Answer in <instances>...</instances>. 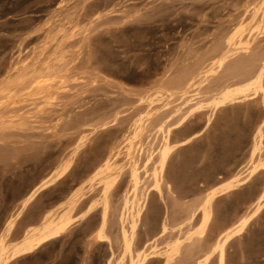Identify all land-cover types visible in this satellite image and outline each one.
Instances as JSON below:
<instances>
[{
	"label": "rangeland",
	"instance_id": "1",
	"mask_svg": "<svg viewBox=\"0 0 264 264\" xmlns=\"http://www.w3.org/2000/svg\"><path fill=\"white\" fill-rule=\"evenodd\" d=\"M260 139L264 0H0L2 264H264Z\"/></svg>",
	"mask_w": 264,
	"mask_h": 264
},
{
	"label": "bare ground",
	"instance_id": "2",
	"mask_svg": "<svg viewBox=\"0 0 264 264\" xmlns=\"http://www.w3.org/2000/svg\"><path fill=\"white\" fill-rule=\"evenodd\" d=\"M235 59H236V58H235ZM23 60H26V59H23ZM26 61H27V60H26ZM26 61H25V62H26ZM20 62H21V61H20ZM22 62H24V61H22ZM233 62H234V61H233ZM240 62H241V61H240ZM234 64H235V66H236L237 63H234ZM238 64H240V63H238ZM16 65H17V64H16ZM24 66H26V65H24ZM236 69H237V68H236ZM197 71H198V70H197ZM197 71L194 70L193 72L196 73ZM239 71H240V70H239ZM187 72H188V71H187ZM193 72H189V74H190V73H193ZM184 73H185V72H184ZM185 74H187V73H185ZM185 74H182V76L180 75V78L182 77V78H181V79H182L181 81H183V79H184L183 77L189 75V74H188V75H185ZM49 75H50V74H49ZM183 75H185V76H183ZM194 75H195V74H193L192 76H194ZM38 77H39V76L35 77L34 80L29 84V86L32 85L34 88H39V87H41V86H44L45 84L47 85V83L49 82V79H50V78L47 79L46 77H44L46 80H43L42 78H38ZM50 77H51V76H50ZM188 77H189V76H188ZM188 77H187V78H188ZM190 77H191V75H190ZM178 78H179V77H177V80H175V81H178ZM180 78H179V79H180ZM185 79H186V78H185ZM185 79H184V80H185ZM181 81H178V82L181 83ZM188 81H189V80H188ZM21 83H22V82H21ZM180 83H179V85L181 86ZM182 83H184V81H183ZM186 83H187V82H186ZM176 84H177V83H176ZM176 84H175V86H176V87L178 86V88H180L179 85H176ZM23 87H24V86H23ZM47 87H48V86H47ZM181 87H185V85L182 84ZM29 88H30V87H29ZM41 88H42V87H41ZM178 88H175V89H176V90H179ZM180 90H181V88H180ZM230 96H231V95H230ZM222 97H223V96H222ZM224 97H226V96H224ZM1 98H2V97H1ZM228 98H229V97H228ZM220 99H221V98H220ZM210 100H211V98H210ZM212 100H213V99H212ZM221 100H222V99H221ZM215 101H216V99H215ZM217 101H218V100H217ZM219 101H220V100H219ZM209 102H210V101H209ZM225 102H226V101H225ZM218 105H219V104H218ZM215 106H216V105H215ZM260 135H261V134H260ZM260 135H259V136H260ZM259 136H258V137H259ZM262 136H263V135H262ZM260 138H261V137H260ZM262 140H263V139H262ZM262 140L260 139L259 142L256 143V144H257V145H256V147H257L256 149H257V150H260V151L263 150V149H262V148H263L262 146H264V145H263V143H262ZM256 141H258V140H256ZM162 153H163V152H162ZM167 154H168V153H167ZM161 156H162V154H161L159 157H161ZM165 158H166V154H164V155L162 156V160H165ZM159 159H160V161H161V158H159ZM261 160H262V159H261ZM162 162H163V161H162ZM260 162H261V161H260ZM261 163H262V162H261ZM259 164H260V163H259ZM100 165H101V164H100ZM102 165H103V163H102ZM161 165H162V164H161ZM103 166H104V165H103ZM105 166H106V164H105ZM107 166H108V165H107ZM258 166H259V167H260V166H264V164H263V165L260 164V165H258ZM100 167H101V166H99V168H100ZM255 168H257V167H255ZM104 169H105V168H104ZM263 169H264V168H263ZM97 170H98V169H97ZM94 172H95V171H94ZM99 174H100V173H99ZM136 190H137V189H136ZM137 192H138V190H137ZM215 195H216V194L213 193L211 196H209V197L205 200L204 205H203V206H204V209H208L209 207H211L210 204H211V202H212V200H213V197H214ZM205 211H206V212H205ZM204 212H205V214H203L204 217H203V221H202V227H201L200 232L198 231V232H199V235H202V234L204 233V229H205V227H206V225H207V223H208V220H209V214H208L207 210H204ZM204 212H203V213H204ZM209 213H210V212H209ZM201 217H202V216H201ZM201 219H202V218H201ZM199 224H200V223H199ZM190 225H191V224H190ZM187 229L189 230V226L187 227ZM187 229H185L184 232H186ZM192 229H193V228H192ZM194 229H195V228H194ZM190 231H191V229H190ZM193 231H194V230H193ZM193 231H192V232H193ZM181 232H183V230H182ZM184 232L182 233L183 236H184L183 238H185V234H184ZM189 233H191V232H189ZM189 233H188V235H189ZM54 234H55L54 231H53L52 229H50L48 226H46V227L43 228V233H42V235H41L37 240H34V242H35L36 244H39V243H41L42 241L51 238ZM179 234H180V233H179ZM180 236H181V235H180ZM180 236H179V238H177V236L175 237V238H177L176 241H178V239L182 238V236H181V237H180ZM186 236H187V232H186ZM195 236H197V235L195 234L194 237H195ZM194 237H193V238H194ZM193 238H192V239H193ZM197 238H199V236H198ZM197 238H196V239H197ZM201 238H203V236L200 237V239H201ZM192 239H191V240H192ZM194 239H195V238H194ZM194 239H193V240H194ZM196 239H195L194 241H191V242H192V243H193V242L195 243ZM31 240L33 241V239H31ZM180 240H181V239H180ZM180 240H179V241H180ZM182 240H183V239H182ZM176 241H175V242H176ZM172 242H174V241H172ZM185 242H186V239H185ZM185 242H184V243H185ZM198 242H199V241L197 240V243H198ZM178 243H179V242H178ZM180 243H181V242H180ZM192 243H191V244H192ZM194 243H193V244H194ZM187 244H189V246H191V248L194 246L193 249H195V247H196L195 244H194V245H193V244L190 245V241H189ZM172 245H174L173 248H172V249H171V248L169 249L170 251L172 250L171 253H170V259H171V258L174 259V258H176V257L180 258V257H181V256H180V255H181L180 253H182V252L184 251L185 247H184V249H183V246H182L183 251H181V246H180L179 244H176V243L173 244V243H172ZM182 245H183V244H182ZM184 245H186V243H185ZM186 246H187V247H186V249H185V250H186V251H185V254H186L187 256L184 255V253H182V256H183V255L186 256L187 259H188V263H189V260H193V259L195 258V254H197V253L193 254V253L195 252L196 249L194 250V252H193V250H192V251H191V250L189 251V250H187L188 245H186ZM198 246H199V245H198ZM223 247H224V239H223V238H220V239L218 240L216 246H215V249L218 250L219 253H220V257H219L220 262H222V260H223V256H222L223 251H224ZM189 248H190V247H189ZM191 248H190V249H191ZM204 250H205V249L202 248V251H204ZM196 251L199 252L198 249H197ZM200 251H201V250H200ZM144 252H146V251H144ZM191 252H192V253H191ZM202 253H204V254H205V253L209 254L208 251H206V252H201V254H202ZM3 254H4L3 248H0V264H2ZM197 255H198V254H197ZM202 255H203V254H202ZM168 256H169V255H168ZM179 256H180V257H179ZM184 256H183V258H184ZM147 257H148V256H147L145 253H141L140 255H138V258H137L136 261H134V259H133L132 264H143L144 262H146ZM196 258H199V257L196 256ZM200 258H201V257H200ZM200 258H199V259H200ZM202 258H204V256H202ZM202 258H201V259H202ZM168 259H169V258H168ZM201 259H200V260H201ZM174 260H175V259H174ZM195 260H196V259H194L192 262H194ZM200 260H199V261H200ZM204 260H205V259H204ZM199 261H198V262H199ZM195 262H196V261H195ZM195 262H194V263H195ZM198 262H196V264H197ZM194 263H193V264H194ZM202 263H203V262H202V260H201V264H202ZM199 264H200V262H199Z\"/></svg>",
	"mask_w": 264,
	"mask_h": 264
}]
</instances>
